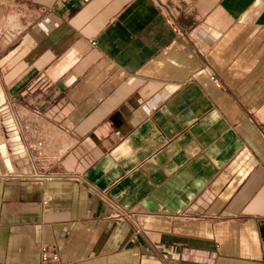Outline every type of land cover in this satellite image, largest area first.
Wrapping results in <instances>:
<instances>
[{
  "label": "crops",
  "instance_id": "obj_1",
  "mask_svg": "<svg viewBox=\"0 0 264 264\" xmlns=\"http://www.w3.org/2000/svg\"><path fill=\"white\" fill-rule=\"evenodd\" d=\"M47 245L264 264V0H0V264Z\"/></svg>",
  "mask_w": 264,
  "mask_h": 264
},
{
  "label": "built area",
  "instance_id": "obj_2",
  "mask_svg": "<svg viewBox=\"0 0 264 264\" xmlns=\"http://www.w3.org/2000/svg\"><path fill=\"white\" fill-rule=\"evenodd\" d=\"M180 33V32H178ZM181 34V33H180ZM212 80L219 82L217 74L213 75ZM42 146V144H40ZM122 213H118L116 216L121 217ZM39 254L41 263L40 264H63L60 259V254L56 246H40Z\"/></svg>",
  "mask_w": 264,
  "mask_h": 264
}]
</instances>
